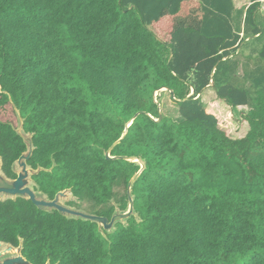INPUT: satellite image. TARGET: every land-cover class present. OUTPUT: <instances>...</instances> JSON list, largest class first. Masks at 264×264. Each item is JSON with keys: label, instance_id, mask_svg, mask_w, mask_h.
<instances>
[{"label": "trees", "instance_id": "trees-1", "mask_svg": "<svg viewBox=\"0 0 264 264\" xmlns=\"http://www.w3.org/2000/svg\"><path fill=\"white\" fill-rule=\"evenodd\" d=\"M262 7L247 8L244 40L264 34ZM234 8L233 0H0V112L12 106L31 135L38 189L51 199L70 189L111 219L115 199L129 204L116 188L141 167L120 156L145 163L132 188L138 216L111 232L17 196L0 199V241L22 245L32 264H264V86L251 96L213 85L220 61L244 41ZM210 85L227 123L240 111L245 136H231L204 103ZM161 88L173 91L180 120L160 112ZM28 149L14 121L0 118L8 178Z\"/></svg>", "mask_w": 264, "mask_h": 264}, {"label": "rangeland", "instance_id": "rangeland-1", "mask_svg": "<svg viewBox=\"0 0 264 264\" xmlns=\"http://www.w3.org/2000/svg\"><path fill=\"white\" fill-rule=\"evenodd\" d=\"M264 23V21H263ZM245 43H243L244 45ZM264 44V34L261 35L259 39H256L253 43H247L245 46L242 45V50L239 52V54H236L234 58L229 57L225 61H220L217 67V72L213 75L214 79V86H220L222 84L228 83L236 87L245 88L248 90V93L252 96V94L258 89V87L264 86V59L260 55L261 47ZM247 52H252L251 56L248 57V62L253 65L252 70H245L240 72L239 67L240 64L238 61L240 60V57L244 56ZM245 66V65H244ZM213 81V80H212ZM260 85V86H259ZM157 101L160 103V110L162 114L171 116L175 118L176 120H180V115L178 113V105L175 100L171 97L170 90L168 89H161L157 92ZM222 103L215 105L212 103L206 104L210 109H213L217 112V114L220 116L221 126L227 130L231 136L235 138H239L246 135V132L248 130L247 123L244 122L242 116L240 115V111L236 110L235 112H229V116L233 117L235 119V124L233 122L225 121L227 120V113L228 110L227 107L224 105H221ZM0 118L2 119H12L18 128H20L22 124V119L20 118L19 122V116L15 114L13 107L10 106L6 109H3L0 112ZM30 135V134H27ZM14 168L17 172V175L19 172L22 171V167L19 165L18 162L15 163ZM1 176L3 177L0 179V186H9L13 182L14 179L5 177V174L3 171H1ZM33 174H30V183L29 186L36 191V195L38 199H44V200H50L49 197L42 191L38 190L36 188V182L32 180L31 176ZM118 196H121L128 192V188L125 184H120L117 188ZM16 196L12 194L7 193H0V199L4 200L7 198H15ZM56 202L63 206L64 208H69L71 210L83 212L86 214H95L97 211L100 210L101 207H97L94 204H92L90 201H80L77 198H75L72 195V192L70 190H64L63 193L60 192L58 195H56L55 199ZM111 205L115 207L116 213H122L124 212L123 209L120 208L119 202L115 199ZM46 209H53L55 207L45 206ZM56 209V208H55ZM138 216L137 213H134ZM67 216L70 217H81L76 215L75 213H68L66 212ZM82 218V217H81ZM126 219H123L122 221L126 223ZM102 228H104L102 226ZM115 229V225L112 226V229H105L107 232H111ZM9 244L5 243L1 246L0 251L7 249ZM17 254L13 253H6L2 256H0V261L5 260L8 258L15 257Z\"/></svg>", "mask_w": 264, "mask_h": 264}, {"label": "water", "instance_id": "water-1", "mask_svg": "<svg viewBox=\"0 0 264 264\" xmlns=\"http://www.w3.org/2000/svg\"><path fill=\"white\" fill-rule=\"evenodd\" d=\"M161 89H166V88H161ZM170 92L173 94V91L170 90ZM155 97L157 98V92L155 93ZM156 102L157 99H156ZM159 110H160V103H159ZM161 112V110H160ZM138 114L135 116L137 117ZM134 117V118H135ZM133 118V119H134ZM133 119L131 120V122L133 121ZM131 122L127 125V128L130 126ZM127 128L124 131V134L122 135V137L117 140L108 150V152L106 153L108 157H112L111 156V150L114 148V146L124 137V135L127 133ZM18 132L23 135L25 141L28 143L29 149L27 152L23 153L21 155V157L18 159V163L19 165L22 167V171L18 173V176L13 180V182L11 183V185L9 186H0V193L4 192L7 194H12L14 196H23V197H27L31 200H33V202L39 206V207H45V206H50V207H55L57 210L61 211V213L66 215V212L68 213H75L78 216H81L84 219H88V220H92V221H96L100 227L102 228V226L105 229H112V226L115 225V223L117 221H122L125 218L130 217L132 214H134V196L132 194V188L134 183L136 182V180L140 177L141 173L143 172V170L145 169V163L138 157H127V156H120L123 157L127 160L133 161V162H137L141 165L140 169L138 170V172L133 176V178L130 180L129 184H128V197H129V204H128V208L126 210H123L124 212L122 213H114L113 216L111 217V219H109L106 216H99V215H95V214H86L83 212H79V211H75V210H71L69 208H64L63 206H61L60 204H58L56 201L57 200H44V199H38L36 193L33 191V189L29 186L30 183V174H34L36 173V171H34L31 167L28 166L27 164V160H29L32 156L33 153V143H32V138L31 135H25L23 132V121L22 124L20 126V128H18ZM114 158V157H113ZM2 171V161L0 159V173ZM6 177V175H5ZM3 177L0 174V179H2ZM7 178V177H6ZM3 181V179H2ZM63 193V191H61ZM60 193V192H59ZM58 193V194H59ZM57 194V195H58ZM5 244L4 242L0 241V248L1 246ZM17 248L18 253L15 257L12 258H8L5 260H1L0 264H32L29 260H27L21 253V249H22V245L19 247H15L13 245L8 246L7 249L0 251V256L6 254L4 253L5 251H10ZM46 264H50V261H48Z\"/></svg>", "mask_w": 264, "mask_h": 264}, {"label": "crops", "instance_id": "crops-1", "mask_svg": "<svg viewBox=\"0 0 264 264\" xmlns=\"http://www.w3.org/2000/svg\"><path fill=\"white\" fill-rule=\"evenodd\" d=\"M254 1L261 2V6H263L261 8V11L258 13V18H257L259 21L263 22L264 21V0H233L235 10H234V19L232 22H233V25L235 27H237V28L239 27V30H240L239 33H240L241 38L243 40L245 38L244 34L245 35L247 34L246 30L248 31V26L246 25V21H245L246 20V11H247V8L249 7V5L251 3H253ZM249 29H251V28L249 27ZM262 33L263 32L256 34L254 37H252V36L246 37V39L241 43L240 47L235 52H232L231 57L234 58V56L236 54H239V52H241L243 43H245L243 46H245L247 43H253L256 39H259L261 37ZM251 54H252V52H247L244 56L240 57V60L238 61L239 63H241L240 67H239L240 72L244 71V69L245 70H252L253 65L251 63H249L248 59H247L248 57L251 56ZM202 99H203L205 104H208V103H212L215 105H218L220 103H222L221 105L225 104L224 102H222L221 100H219L217 98L216 91L213 89V87L211 85L208 88H206L204 90V92L202 93ZM228 122L229 123L233 122V124H235V120L228 121ZM244 122H246V121H244ZM247 126H248V124H247ZM248 129H249V126H248Z\"/></svg>", "mask_w": 264, "mask_h": 264}, {"label": "flooded vegetation", "instance_id": "flooded-vegetation-1", "mask_svg": "<svg viewBox=\"0 0 264 264\" xmlns=\"http://www.w3.org/2000/svg\"><path fill=\"white\" fill-rule=\"evenodd\" d=\"M16 162H17V161H16ZM14 169H15V168H14ZM17 176H18V175H17ZM31 178H32V176H31ZM32 180H33V179H32ZM36 188L38 189V185H37V183H36ZM38 190H39V189H38ZM65 190H70V189H65ZM33 191L36 193L35 190H33ZM40 191H41V190H40ZM62 191H64V190H62ZM70 191H71V190H70ZM59 192H61V191H59ZM59 192H58V193H59ZM58 193H57V194H58ZM57 194H56V195H57ZM46 195H47V194H46ZM72 195H73V194H72ZM47 196H48V195H47ZM73 196H74V195H73ZM48 197H49V196H48ZM55 197H56V196H55ZM55 197H54L53 199H51V198L49 197V199H50V200H54ZM75 198H76V197H75ZM41 208H42V207H41ZM43 209H46V208L43 207ZM53 209H55V208H53ZM47 210H49V209H47ZM103 229H104V228H103ZM15 249H17V248H15ZM7 253H13V251L10 250V251H7ZM13 254H18V253H13Z\"/></svg>", "mask_w": 264, "mask_h": 264}, {"label": "bare ground", "instance_id": "bare-ground-1", "mask_svg": "<svg viewBox=\"0 0 264 264\" xmlns=\"http://www.w3.org/2000/svg\"><path fill=\"white\" fill-rule=\"evenodd\" d=\"M13 251V253H18V250L17 249H13L12 250ZM7 251H5L4 253H6ZM19 254V253H18Z\"/></svg>", "mask_w": 264, "mask_h": 264}]
</instances>
